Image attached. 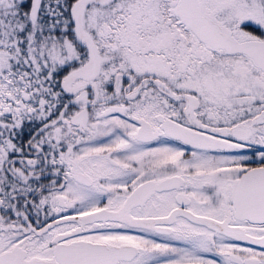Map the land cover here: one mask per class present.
Wrapping results in <instances>:
<instances>
[{"label":"snow or ice","instance_id":"1","mask_svg":"<svg viewBox=\"0 0 264 264\" xmlns=\"http://www.w3.org/2000/svg\"><path fill=\"white\" fill-rule=\"evenodd\" d=\"M0 264H264V0H0Z\"/></svg>","mask_w":264,"mask_h":264}]
</instances>
